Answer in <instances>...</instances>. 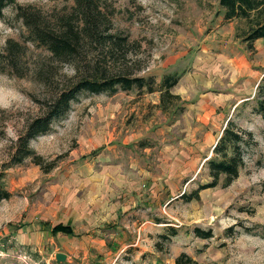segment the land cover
I'll return each instance as SVG.
<instances>
[{"label": "rangeland", "instance_id": "1", "mask_svg": "<svg viewBox=\"0 0 264 264\" xmlns=\"http://www.w3.org/2000/svg\"><path fill=\"white\" fill-rule=\"evenodd\" d=\"M101 4L107 34L125 39L115 47L107 39H81L70 62L32 41L16 14L30 8L52 23L74 13L73 0H12L2 11L0 54L9 39L22 49L13 65L0 61V189L9 194L0 199V246L20 248L13 234L26 225L60 218L81 224L107 210L119 233L107 239L118 245L86 264H176L178 257L264 264V121L255 111L264 40L248 49L238 36L245 22L225 20L219 0ZM239 43L248 58L221 57L236 53ZM97 69L99 78L151 76L154 91L82 89L47 132L29 138L30 155L14 161L30 121L55 94ZM173 72L179 78L172 90L182 93L163 110L156 89ZM207 94L223 102L208 120L201 110ZM228 120L252 134L251 147L242 148L243 168L228 185L220 181L186 201L183 192L210 180L203 164ZM195 229L211 235L202 238Z\"/></svg>", "mask_w": 264, "mask_h": 264}, {"label": "trees", "instance_id": "2", "mask_svg": "<svg viewBox=\"0 0 264 264\" xmlns=\"http://www.w3.org/2000/svg\"><path fill=\"white\" fill-rule=\"evenodd\" d=\"M73 1L74 13L68 16L55 17L52 23L44 20L39 11H31L30 8L25 10L19 7L16 15L27 28L31 39H33L32 41L43 46L53 58H57L62 62H70L69 58H73L77 53V47L81 39L89 42L107 39L111 41V46L114 45V47L119 46L121 41L125 39L107 34L106 16L101 10V0ZM11 2L12 0H0V18L2 17L3 9ZM219 5L223 9V18L225 20H243L245 22V28L238 33V36L248 49H252L255 40H264V0H219ZM20 49H22V46L17 41L6 40L3 53L0 54V61H6L13 65L12 63H15L16 58H18ZM98 73L100 71L97 69L93 77L82 79L68 90H63L53 96L46 111L27 125L24 137L19 140L20 144H22L23 152L14 161L21 162L30 155L31 151L28 148L29 138L47 132L51 121L68 110L70 102L78 91L82 89L91 93L115 91L117 86L123 90H129L136 86L138 88L146 87L148 92L154 91L151 87L154 83L151 76L145 79L140 77L129 78L124 75L99 78L97 76ZM178 78L179 74L176 72L165 73L161 77L156 91L160 93V107L163 110L171 106L174 101L179 100V96L170 92L176 85ZM256 88L257 105L255 111L264 121V75ZM252 143V134L250 132L238 128L233 121L228 120L211 149L212 154L203 164L207 169L210 180L199 184L196 189L188 194L183 192L180 196L186 201L198 199V193L201 190L214 187L220 181L222 186L228 185L238 176L239 171L244 166L242 148L251 147ZM34 163L41 165L39 156H35ZM8 195L7 192L0 189V199L7 198ZM71 231V228L67 225L58 224L52 227V232L54 233H71ZM194 232L202 238H207L211 235L209 231H201L199 229H195ZM175 263L196 264L189 257L185 258L184 261L178 257Z\"/></svg>", "mask_w": 264, "mask_h": 264}, {"label": "crops", "instance_id": "3", "mask_svg": "<svg viewBox=\"0 0 264 264\" xmlns=\"http://www.w3.org/2000/svg\"><path fill=\"white\" fill-rule=\"evenodd\" d=\"M221 57L248 58V55L246 48L239 43L236 47V53L226 52V55L222 54ZM172 89L170 92L174 95L179 96L182 93ZM206 97H208L209 102L206 101L205 104H202L204 109L201 110L209 116L208 120L210 116L217 114V111L223 106V102L217 95L207 94ZM100 212L99 218L88 217L86 222L81 224H78L77 218H60L54 222L45 220L37 225L24 226L20 233L16 231L13 234L14 244L20 248L14 250L13 248L6 249L0 246V264L12 260L20 254L27 255L36 264H86L90 260V255L100 256L103 251L114 249L118 245L114 240L115 238L113 241L107 239V237H117L119 234L116 230V222L110 221V219L114 220L115 217L105 216L104 213L107 210L104 212L100 210ZM58 224L69 226L72 230L71 233L52 232V227ZM96 227H110L112 233L104 234V231L95 230ZM56 253L64 254L65 260L62 262L56 261L54 257Z\"/></svg>", "mask_w": 264, "mask_h": 264}, {"label": "built area", "instance_id": "4", "mask_svg": "<svg viewBox=\"0 0 264 264\" xmlns=\"http://www.w3.org/2000/svg\"><path fill=\"white\" fill-rule=\"evenodd\" d=\"M2 264H36L35 262H32L31 259L25 255V254H20L13 258L12 260L5 261Z\"/></svg>", "mask_w": 264, "mask_h": 264}, {"label": "water", "instance_id": "5", "mask_svg": "<svg viewBox=\"0 0 264 264\" xmlns=\"http://www.w3.org/2000/svg\"><path fill=\"white\" fill-rule=\"evenodd\" d=\"M54 257H55V260L58 261V262H62V261L65 260V255L62 254V253H56Z\"/></svg>", "mask_w": 264, "mask_h": 264}]
</instances>
